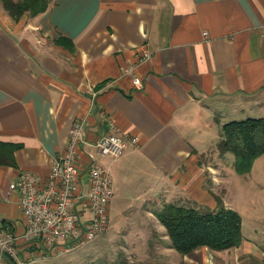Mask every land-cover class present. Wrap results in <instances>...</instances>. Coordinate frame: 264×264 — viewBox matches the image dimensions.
Segmentation results:
<instances>
[{
	"label": "crops",
	"instance_id": "1",
	"mask_svg": "<svg viewBox=\"0 0 264 264\" xmlns=\"http://www.w3.org/2000/svg\"><path fill=\"white\" fill-rule=\"evenodd\" d=\"M49 3L14 19L0 0V142L17 146L12 163H0V236L24 229L9 183L23 169L45 179L80 121L90 141L138 137L121 157L95 159L110 173L117 216L123 213L114 233L145 249L167 243L164 261L146 264H264V219L244 233L238 202L247 192L233 194L242 174L225 172L216 149L225 120L264 111V0ZM168 203L235 210L241 242L179 253L158 217ZM35 249L18 242L19 260L75 261L35 258Z\"/></svg>",
	"mask_w": 264,
	"mask_h": 264
},
{
	"label": "built area",
	"instance_id": "2",
	"mask_svg": "<svg viewBox=\"0 0 264 264\" xmlns=\"http://www.w3.org/2000/svg\"><path fill=\"white\" fill-rule=\"evenodd\" d=\"M261 34L264 41V28ZM134 81L139 84V78ZM68 134L64 150L49 160L45 179L23 169L9 183V191L19 194L24 229L20 233L8 229L0 236V251L16 264H26L17 255L18 242L34 244L35 258H54L81 248L107 230L112 177L95 158L117 159L127 143L138 146V137L107 133L90 141L80 121ZM88 144L93 150L86 149Z\"/></svg>",
	"mask_w": 264,
	"mask_h": 264
},
{
	"label": "trees",
	"instance_id": "3",
	"mask_svg": "<svg viewBox=\"0 0 264 264\" xmlns=\"http://www.w3.org/2000/svg\"><path fill=\"white\" fill-rule=\"evenodd\" d=\"M11 18L23 13L37 15L45 12L51 0H1ZM219 154L231 152L238 174L251 169L254 161L264 153V117L231 120L221 127ZM16 145L0 142V163H12ZM172 248L185 254L198 246L223 250L238 245L242 240L241 216L233 209L218 206L212 210L165 204L158 212Z\"/></svg>",
	"mask_w": 264,
	"mask_h": 264
},
{
	"label": "rangeland",
	"instance_id": "4",
	"mask_svg": "<svg viewBox=\"0 0 264 264\" xmlns=\"http://www.w3.org/2000/svg\"><path fill=\"white\" fill-rule=\"evenodd\" d=\"M259 117H264V111L247 112L244 114L242 113V115L235 119L243 120L247 118ZM225 121L228 122L229 120ZM221 127L222 126L218 128ZM218 141L219 140L217 139V142ZM216 149L218 150V148ZM224 154V164L226 167L225 172L235 173L233 167L234 155L231 154V152H226ZM251 166L252 167L248 172L242 174L243 187L242 183L240 182V184L237 185L238 188L233 190L234 196H236V194H241L240 192L242 190L240 188H243L244 192H247L242 197L241 201L238 202V206L241 207L239 213L240 215L242 214V219L244 221V233H247V231L249 232V230L254 227L253 225H256V221L258 219H264V153L259 156ZM114 199L115 198L111 200V206L108 210L109 223L107 230L100 236L96 237V239L87 242L81 248H78L67 254L65 253L61 258H65V261L75 259V261L69 262L70 264H146V260L147 262L164 261L165 254L163 252V247L167 245L166 242L162 243L161 245L152 244V248L145 249L148 244L141 242L129 244L124 242V235H121L122 233H114L115 229L117 228L114 229L112 227L114 223H117L119 217L123 214L119 213L117 216L118 206L115 204L116 202ZM261 225L264 226V223L259 222L258 226L261 227ZM117 230H121V227H119ZM112 234L117 235L119 242L110 238ZM120 236H122L123 239Z\"/></svg>",
	"mask_w": 264,
	"mask_h": 264
},
{
	"label": "water",
	"instance_id": "5",
	"mask_svg": "<svg viewBox=\"0 0 264 264\" xmlns=\"http://www.w3.org/2000/svg\"><path fill=\"white\" fill-rule=\"evenodd\" d=\"M0 259L4 260L7 264H16L6 253L0 251Z\"/></svg>",
	"mask_w": 264,
	"mask_h": 264
}]
</instances>
